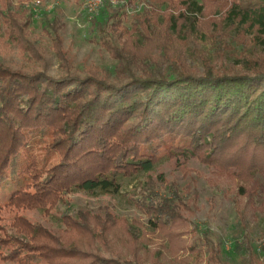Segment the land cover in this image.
<instances>
[{
    "label": "trees",
    "instance_id": "trees-1",
    "mask_svg": "<svg viewBox=\"0 0 264 264\" xmlns=\"http://www.w3.org/2000/svg\"><path fill=\"white\" fill-rule=\"evenodd\" d=\"M23 1L0 0V39L34 52L28 19L17 9ZM138 2L147 6L125 25V7ZM107 9V23L97 24L94 40L118 60L111 78L93 65L82 73L65 67L55 77L0 61L3 261L129 264L111 242V234L124 233L132 259L141 263L134 222L108 210L58 206L69 203L72 192L116 193L125 178L153 170L163 158L182 160L177 164L184 169L195 159L237 178L240 190L256 173L264 178V0H117ZM246 36L259 48L235 57L236 67L217 69L203 57L198 71L184 60L192 40L207 38L221 55L227 39L238 43ZM51 46L65 66L55 33ZM146 46L161 52L166 70H148L151 54L139 52ZM131 200L152 230L165 232L177 248L176 227L184 223L187 203L175 192L160 194L149 179ZM33 209L58 212V231L22 213ZM203 244L212 263L221 264L216 249ZM243 246L249 252L243 264H260L251 246Z\"/></svg>",
    "mask_w": 264,
    "mask_h": 264
},
{
    "label": "rangeland",
    "instance_id": "rangeland-1",
    "mask_svg": "<svg viewBox=\"0 0 264 264\" xmlns=\"http://www.w3.org/2000/svg\"><path fill=\"white\" fill-rule=\"evenodd\" d=\"M17 1L11 0V3L16 4ZM89 1L24 0L18 3L17 9L24 12V19H28L26 38L33 44L34 52L23 50L3 38L0 39V61L12 67L21 66L26 70H44L55 77L62 74L65 67L82 73L84 68L93 65L106 70L111 78L118 60L94 40V33L97 24L103 26L107 21L108 5H116L117 0H99L92 9L88 7ZM145 5L147 6L145 2H138L134 7L126 6L125 25L130 26L133 14L142 12ZM52 33L60 37L62 53L66 59L65 66H62L61 59L51 46ZM1 34L0 32V36ZM226 43L228 48L221 55H217L214 45L207 38L192 40L182 54L190 68L201 71L203 57L217 69L233 68L237 66L235 57H240L255 47L259 48L252 44L249 36H246L244 42L237 43L227 39ZM147 51L152 57V62L146 60L144 63L148 70H166L167 62L161 52L156 47L148 46L139 52ZM261 52L264 53V45ZM133 70L139 73L138 67L133 66ZM179 161L163 158L155 164L153 170L141 172L132 179L125 178L116 193H69V203L60 204L58 208L69 212L77 208L95 212L108 210L134 222L141 263H136L129 253L128 234H111L114 252L129 259V264H214L208 257L204 241L209 243L207 246L216 249L217 259L221 264H243L244 257L249 253L243 246L244 243L251 246V253L260 264H264L263 176L256 173L253 180L242 183L244 189L240 190L239 180L235 177L214 173L211 168L195 159L185 162L186 169L177 164ZM146 179L156 184L160 194L171 196L175 192L187 203L188 209L183 212L184 223L176 227L179 231L174 237L177 248L170 247L165 232L152 230L147 216L131 200V196L138 192L141 182ZM22 213L30 220L39 221L54 231H58L61 225L58 212L54 210L33 209ZM190 245L199 253L195 254ZM101 251L108 257L114 255L111 251ZM0 264L15 263L0 259Z\"/></svg>",
    "mask_w": 264,
    "mask_h": 264
},
{
    "label": "built area",
    "instance_id": "built-area-1",
    "mask_svg": "<svg viewBox=\"0 0 264 264\" xmlns=\"http://www.w3.org/2000/svg\"><path fill=\"white\" fill-rule=\"evenodd\" d=\"M97 2H99V0H90V1L88 2V7H89V9L94 8V6L96 5Z\"/></svg>",
    "mask_w": 264,
    "mask_h": 264
}]
</instances>
